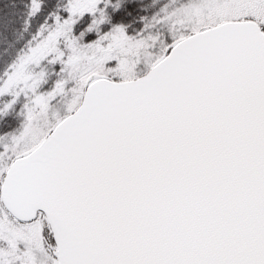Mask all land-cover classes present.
<instances>
[{
	"label": "snow or ice",
	"instance_id": "6c2138e0",
	"mask_svg": "<svg viewBox=\"0 0 264 264\" xmlns=\"http://www.w3.org/2000/svg\"><path fill=\"white\" fill-rule=\"evenodd\" d=\"M11 8L0 264H264V0Z\"/></svg>",
	"mask_w": 264,
	"mask_h": 264
},
{
	"label": "trees",
	"instance_id": "16d2710c",
	"mask_svg": "<svg viewBox=\"0 0 264 264\" xmlns=\"http://www.w3.org/2000/svg\"><path fill=\"white\" fill-rule=\"evenodd\" d=\"M27 0H0V19H2L6 14L12 11L11 6L13 4L26 3ZM3 50V44L0 42V51Z\"/></svg>",
	"mask_w": 264,
	"mask_h": 264
}]
</instances>
